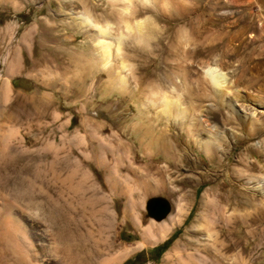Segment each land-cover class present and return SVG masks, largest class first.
Returning <instances> with one entry per match:
<instances>
[{
    "label": "rangeland",
    "instance_id": "1",
    "mask_svg": "<svg viewBox=\"0 0 264 264\" xmlns=\"http://www.w3.org/2000/svg\"><path fill=\"white\" fill-rule=\"evenodd\" d=\"M113 4L0 0V264H124L138 254L132 264H167L169 252L186 241L195 244L184 253L203 257L190 264H214L215 253L227 256L223 264H264V216L247 219L243 226L249 234H232L237 245L227 250L219 245L229 244L227 225L229 231L243 226L235 218L221 223L219 243L213 245L214 230L197 222V215L212 181L229 176L212 170L219 158H208L184 127L160 115L158 99L151 102L158 91L176 98L175 82L182 104L197 105L207 127L234 132L221 160L235 162L247 146L257 148L262 160L264 0H158L142 6L138 16L152 19L151 38L125 40L123 54L135 75L125 85L110 67L114 61L103 66L93 34L74 20L90 11L118 28L120 6ZM179 63L188 68L186 88ZM207 65L235 81L237 105L255 113L256 125L237 116L217 123L218 109L228 110L212 89L197 82ZM246 95L263 105L250 103ZM249 136L251 141L236 145ZM167 141L177 144L176 163ZM253 174L264 181V170ZM248 186L258 193L255 180ZM153 197L170 205L162 220L147 214ZM151 225L170 229L146 244L143 232ZM175 232L155 259L152 249ZM115 234L116 246L104 249Z\"/></svg>",
    "mask_w": 264,
    "mask_h": 264
},
{
    "label": "bare ground",
    "instance_id": "2",
    "mask_svg": "<svg viewBox=\"0 0 264 264\" xmlns=\"http://www.w3.org/2000/svg\"><path fill=\"white\" fill-rule=\"evenodd\" d=\"M113 1L115 5L118 4L120 6L118 10L120 12L119 18L121 26L118 25V28L113 27V25L111 26L110 22L106 20L104 21L100 20L99 18H93L90 14V11L79 13L74 18V20L76 21V24L81 29H83V31L86 30L93 34L96 41L95 45L97 47V50H95L97 51L98 56L101 58L100 60L103 66L106 68L110 66L111 63L114 61V65L112 64L113 66L110 67L112 68V71H114L115 74L118 75L121 84L125 85L127 81H129L131 77L130 75H134V72L133 67L130 65V63L127 62V57L123 54L124 42L128 38H134V40L145 43L150 40L151 33L149 32V30L152 28V19L149 16L141 17L138 15H141L143 13L142 6H145L147 4H154L158 0ZM168 1L169 0H163V2L166 4H168ZM94 64H96V62ZM183 66L184 65L181 64L182 68H180L179 63L178 68L182 69L181 86L184 85L186 88L189 80V75L187 66ZM202 72V77L197 82H200L203 87H209L210 89H212V91L215 93V95H217L221 103L228 110V112L225 114L223 110L218 109L216 115V119L218 120L217 123L228 124L229 122H232L234 120V116H237L244 122L249 120L250 125L253 126L256 122L254 119L255 113L246 114L241 111V109L237 105V90L239 91V89L234 88L236 90H233V87H235V81L229 78L227 73L222 71L221 68H219L218 66H204ZM172 89L176 93V98L170 97L169 94L167 95L162 91H158V93H154L151 102L155 104L158 99L162 103V106L160 104L162 108H159L160 115H162V117L164 116L167 120H173L175 124L184 127L186 133L190 135V137H193L194 140L200 144L203 153L206 154L208 158H219V163L217 164V166L213 164L212 170L219 172V170L221 169L222 171H224L223 175L227 174V176H229V178L226 177L222 180L218 179L216 181H212V185L202 198L201 211L197 215V222H202V220H204L206 223L205 228L210 231L214 230L215 235L213 237V245L216 246L219 243L218 238L216 237V229L219 227V225H221V223L222 225H227V222H230L232 218H235L238 219L236 223H241L243 226L244 223H247V219L249 218L257 219V217L264 216V181H262L263 179L261 180L259 176L253 174L254 171L264 170V163H262V161H264V158L262 160L261 158H257L259 154L257 148L254 149L252 146H247L245 147L244 151L239 154L240 156L238 155L239 159L235 162H232L231 160H229V158L227 162L225 160H221V158L225 154L224 151L226 148H224V146L226 145V143H228V140L231 136H235L234 132L228 130L219 133L215 129H213L215 128V126L211 128L207 127L199 116V114L197 113V105H195L194 103H191L189 106L182 104L181 94L183 93L179 91V89L181 88L175 82H173L172 84ZM247 97L250 103H254L259 106L263 105V103L257 100L256 98H252L251 96ZM148 129L147 130L150 131L151 128L149 127ZM162 135V133L159 134V137H163ZM251 138L252 137H240L239 139H237L236 145L239 146L240 144H245L246 142L251 141ZM164 144L166 145V147H168V151L170 152L171 157L173 158L172 161L176 163L178 161L179 153L177 144L168 141L166 143L164 142ZM251 157H253L254 160H251ZM148 176H144V178L146 177L143 183V192L145 193L148 192L147 186L151 184L148 180ZM254 180L258 188V193L251 192L250 187L248 186V184L253 183ZM260 196L263 197L259 198ZM183 210L184 207H181L180 212L182 213ZM244 226L240 227L238 230L236 229V227H233L232 231H229V227L232 226L227 225L228 229H226V232L228 234H226L225 231H222L221 229V231L226 234L229 244L224 245L220 243L219 245L226 248V250L234 248L237 245V242L232 241L231 235L242 231L245 233L244 236H247L249 233L245 230L246 228ZM169 229L170 227H168V225L157 227L151 225V227L144 230L143 232V242L146 244H153L156 241L166 237ZM198 231V229L192 230L194 234H196ZM117 237V234L111 236L109 242L104 246V249L110 250L112 247H115ZM243 240H245V237L243 238ZM194 244V241L177 243L173 250L169 252L165 261L167 262V264H177L184 262L185 264H190L188 262H200V260H203V257L195 256L190 253H184L187 248H192ZM245 248L247 247L245 246ZM101 254L102 252H100V250L95 251V256L100 257ZM121 257H123V255L119 256V258ZM226 259H228L227 256H224L223 254L218 255L217 253H215L214 259H212V263L223 264V262H226Z\"/></svg>",
    "mask_w": 264,
    "mask_h": 264
},
{
    "label": "water",
    "instance_id": "3",
    "mask_svg": "<svg viewBox=\"0 0 264 264\" xmlns=\"http://www.w3.org/2000/svg\"><path fill=\"white\" fill-rule=\"evenodd\" d=\"M155 198H159L160 201L156 202V203H159L158 207L153 208L152 205L155 203L154 202ZM170 209L171 208H170L168 201L162 197H153V198L149 199L147 204H146V210H147L148 216L154 217L157 220H162L163 218H165V216H167V214L170 212ZM152 212H157L158 214H162L163 216L160 218H157L156 216L153 215Z\"/></svg>",
    "mask_w": 264,
    "mask_h": 264
},
{
    "label": "trees",
    "instance_id": "4",
    "mask_svg": "<svg viewBox=\"0 0 264 264\" xmlns=\"http://www.w3.org/2000/svg\"><path fill=\"white\" fill-rule=\"evenodd\" d=\"M160 199L159 198H155L154 202H159ZM154 216H156L157 218L162 217V214H158L157 212H152ZM177 232H175L168 240H166L165 242H163L162 244H159L157 246H155L152 249L153 255H155V259H159L161 257V255L167 250V248L169 247V245L172 243V241L176 238ZM140 254H138L136 256L135 259H129L127 260L124 264H132L139 256Z\"/></svg>",
    "mask_w": 264,
    "mask_h": 264
},
{
    "label": "flooded vegetation",
    "instance_id": "5",
    "mask_svg": "<svg viewBox=\"0 0 264 264\" xmlns=\"http://www.w3.org/2000/svg\"><path fill=\"white\" fill-rule=\"evenodd\" d=\"M158 205H159V203H154V204L152 205V207H153V208H156V207H158Z\"/></svg>",
    "mask_w": 264,
    "mask_h": 264
}]
</instances>
